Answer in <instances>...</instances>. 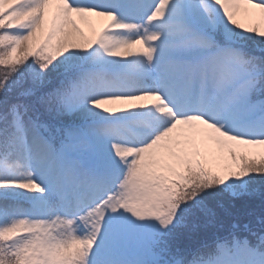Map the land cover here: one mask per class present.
I'll list each match as a JSON object with an SVG mask.
<instances>
[{
    "label": "snow or ice",
    "instance_id": "obj_1",
    "mask_svg": "<svg viewBox=\"0 0 264 264\" xmlns=\"http://www.w3.org/2000/svg\"><path fill=\"white\" fill-rule=\"evenodd\" d=\"M0 264H264V0H0Z\"/></svg>",
    "mask_w": 264,
    "mask_h": 264
},
{
    "label": "rangeland",
    "instance_id": "obj_2",
    "mask_svg": "<svg viewBox=\"0 0 264 264\" xmlns=\"http://www.w3.org/2000/svg\"><path fill=\"white\" fill-rule=\"evenodd\" d=\"M243 19V18H242ZM79 22V21H78ZM79 23H81L82 24V22H79ZM83 26V25H82ZM99 26V25H98Z\"/></svg>",
    "mask_w": 264,
    "mask_h": 264
}]
</instances>
